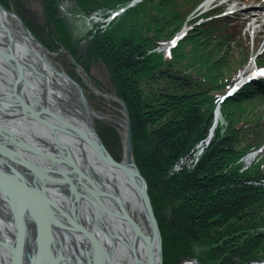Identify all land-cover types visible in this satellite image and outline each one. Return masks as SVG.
Masks as SVG:
<instances>
[{
    "label": "trees",
    "instance_id": "1",
    "mask_svg": "<svg viewBox=\"0 0 264 264\" xmlns=\"http://www.w3.org/2000/svg\"><path fill=\"white\" fill-rule=\"evenodd\" d=\"M5 1L0 0L4 5ZM130 1L76 0V5L91 14L95 9L124 7ZM159 1L136 3L117 16L108 29L92 35L82 57L72 55L87 71L90 61H102L114 94L126 105L133 158L147 183L161 232L163 264H178L185 257L196 258L201 264L263 260L264 147H259L264 136H260L264 110L257 102L264 105V81L247 83L225 98L220 104L224 125H217L198 161L190 169L183 164L179 171H172L207 137L219 96L240 74L254 67L243 70L248 60L246 51L236 57L232 54L228 60L229 50L238 47L236 39L244 40L245 20L238 15L220 16L221 9H216L198 32L191 28L178 43L167 46L200 0H171L168 5ZM57 3L49 0L51 8L45 11L59 22L61 18L54 11ZM149 4L159 7L162 18L152 20L149 14L144 19L139 17ZM59 32L61 35L51 40L69 46L72 39L68 31L63 26ZM188 43L195 46L187 49ZM73 48L79 54L80 48ZM187 51L189 59H185ZM253 64H264V58ZM98 133L119 159L111 150L120 144L115 130L102 125ZM250 151H257L256 160L244 167L238 159ZM238 215L241 232L236 236L231 225ZM210 217L217 219L220 228L208 232L205 225Z\"/></svg>",
    "mask_w": 264,
    "mask_h": 264
},
{
    "label": "bare ground",
    "instance_id": "2",
    "mask_svg": "<svg viewBox=\"0 0 264 264\" xmlns=\"http://www.w3.org/2000/svg\"><path fill=\"white\" fill-rule=\"evenodd\" d=\"M215 1L204 3L212 6ZM3 10L0 241L17 246L0 245V264H145L141 238L120 217L125 212L145 235L139 190L92 153V140L84 139L85 132L58 120L83 125L86 111L81 109L79 92L70 79L55 72L50 56L23 32L16 14ZM18 106L34 117L24 116ZM41 230L46 233L42 262L35 254Z\"/></svg>",
    "mask_w": 264,
    "mask_h": 264
},
{
    "label": "rangeland",
    "instance_id": "3",
    "mask_svg": "<svg viewBox=\"0 0 264 264\" xmlns=\"http://www.w3.org/2000/svg\"><path fill=\"white\" fill-rule=\"evenodd\" d=\"M143 1L144 0H139L138 2L131 1L130 2L131 4L129 6H131L134 3H140V2L143 3ZM163 1L164 4L167 5L171 3V0H163ZM224 1L226 0H217L216 4H224L223 3ZM204 2L205 0L198 1L195 7L198 10L193 9L187 15V18L183 22H181L180 24L181 27L179 28V30H177L176 34L173 37L181 33L182 30L184 31L185 29L190 30V28H195L196 32H198L199 30L198 27H200V25H202L204 22L210 20V18L213 15L212 13L213 10L207 13L203 12L208 7ZM230 2L233 3L234 6H232L231 8L229 7L227 10L236 9L242 15H246L247 18L249 19L247 28L250 31H253L254 36H256L255 34L257 33L256 31L257 30L261 31V27L262 25H264V0H251L249 4H243L240 0H230ZM48 4H49V0L5 1V7L10 13L16 14L17 17L16 16L15 17L17 18L20 28H22L23 32H25L23 29L24 26L30 33L27 34L30 36L31 40H33L38 47L40 46L38 45L36 39L40 43L44 41L48 45L47 46L45 43H41L43 46V50L50 56L51 62L56 65V69L59 70L60 72H63L64 74H68L67 75L68 78L73 83L71 84V86L75 87L77 91L80 92V94L83 96L82 98H84V102L82 101L81 97L78 98L81 102L80 105L81 109L84 112L87 107L88 110L91 111L89 113L90 115L89 120L92 122V125L96 129V131L99 132L100 127L102 125L104 126L110 125L115 130L119 140L118 142L120 144H115L112 147L114 148V153L120 157L122 156L121 142L125 134L124 112L122 106L116 101H113L110 98V96L121 100L128 113L126 105L122 99L118 98V96L114 94L112 86L109 82V71L102 61L100 60L96 61V59L94 61H90L89 69L87 71L74 59V56H77L78 58H80V56L82 57V53L83 51H85L84 46L89 41V39H91L92 35H94L97 31L103 32V30H106L108 29V27L111 26L110 24L114 21L113 19H115L117 16L112 18V21L109 23H107L108 20L107 17L105 16L111 11L115 9H119V7H115L114 9L108 8L105 10L95 9V11H93L90 15L88 13H83L77 7L76 0H58V3L56 4V8L54 9V11L56 10L57 15H59L61 19L59 22H57L55 21L53 15L51 16L46 12L48 11L47 9L51 8V5ZM2 5L4 4L2 3ZM158 9L159 7L157 5H153L152 8V6H150L149 4L148 7L143 8V12L139 14V17L141 19H144L146 15L149 14L148 18H151L152 20L157 19V17L162 18V16H160L157 12ZM146 11H148V13H146ZM104 12H107V14L102 17L101 14ZM112 14L113 12L111 13V15ZM25 15H28V17H26ZM58 25L61 26V28L58 29ZM63 26L65 30L68 31L67 33H69V36L72 39L70 40L69 46L68 45L64 46L63 44H61V42H56V40H51L52 36L56 35V37H58V34L61 35L60 34L61 32L59 31L62 30ZM32 36L34 38H32ZM242 37H244V40L242 42H240L239 39H236V41L238 42L237 44L238 47L236 48L232 46L233 48L229 50L228 60L231 61L230 57L232 54H234L236 57L239 53L246 51L248 53V60L246 62V65L243 66V70H245L250 65H255L253 64V60L257 61L259 57L264 58V35L262 40L261 39L258 40L259 37L257 36L252 37L253 39H251L249 36H247V33H244V36ZM176 43H178V39L173 38V40L171 39V41L168 43L169 44L168 46ZM77 46L80 48L77 49L79 54L77 53L75 48H73ZM190 46H195V44L188 43L187 49H190L189 48ZM196 55L197 56L200 55V51H198ZM258 55H262V56H258ZM89 58H93V57L90 55ZM189 58H190L189 51H187L185 59H189ZM72 59L84 69L85 74L81 73L79 70L76 69L75 65L71 62ZM234 60L235 58L232 60V62ZM233 66L234 65L232 64V67ZM203 67H204V63L201 64V68ZM236 67L237 66H234L233 68ZM224 72L225 73L223 74H226V70H224ZM98 92L106 94L107 97L105 98L103 96H100ZM82 102L85 103L86 107L84 106V104H82ZM257 104L258 106L261 107V109L264 110V105L260 101H258ZM247 107H251V106H247ZM91 113H93V115ZM128 117H129V113H128ZM218 125H224L223 117H220ZM259 127H263V126L260 125ZM130 131H131V123H130ZM263 135H264V129L260 132L261 138ZM262 141L263 142L261 143L259 148L264 147V136ZM245 158H244L245 161H241L243 158L239 159V161L247 165V167H249L251 162L254 160V158L248 161ZM185 164L187 165V168L189 169L192 168L191 167L192 164L189 163L188 160L186 161ZM179 167L180 166H177L175 168H179ZM185 258H182L178 264H189L185 262L186 261ZM197 261L198 262H196V264H201L198 259ZM262 261H264V259ZM163 263L164 261L162 258V264Z\"/></svg>",
    "mask_w": 264,
    "mask_h": 264
},
{
    "label": "water",
    "instance_id": "4",
    "mask_svg": "<svg viewBox=\"0 0 264 264\" xmlns=\"http://www.w3.org/2000/svg\"><path fill=\"white\" fill-rule=\"evenodd\" d=\"M0 8L4 9V12L10 13L6 8H4L2 6V4L0 3ZM16 16V15H14ZM17 17V16H16ZM19 19V18H18ZM20 20V19H19ZM23 29L26 33L30 34L29 31L23 26ZM32 38H34L32 36ZM36 39V38H35ZM38 45L40 46V48H43L42 44L36 39ZM0 55L2 56L3 53L0 51ZM71 62L75 65L76 69L79 70L81 73H84V69L79 66L73 59L71 60ZM15 64L19 65V67L22 68L23 73L27 75V70H25V68L23 67L22 64H20L19 60H15ZM55 72L59 75L64 76L65 78H68V76L66 74H64L63 72H60L57 69H54ZM31 73V72H30ZM85 74V73H84ZM69 79V78H68ZM98 94L100 96L103 97H107L106 94L100 93L98 92ZM79 97H83L80 92H79ZM110 98L113 101H116L117 103H119L122 108H123V112H124V124H125V134H124V138L122 140V157L120 161H116L106 150V147L104 146L103 142L101 141L99 135L97 134V132L95 131V128L92 125V122L89 120V113L91 112L90 110H88V108L86 107L84 102V98H82V104H84V106L86 107L85 111H86V116L85 119L83 120V125L80 127L74 123H70V120H62L61 118H59L58 120H60L61 122H63L64 125H66L67 127L70 128H77V131H82L85 132L84 135V139L88 142L92 140V147L90 148V150H92L94 153V155L98 156L99 159L101 160V162L106 166V167H110V168H114L115 170L120 171L121 173H123V175H125L129 182L131 183V185H133L136 189L139 190L140 192V204L141 207L144 209L145 215H146V223H145V235L140 231L138 225L134 222V220L130 217L127 216V214L125 212L122 213V215L120 217H123L125 219H127V221L129 223H131L132 229L134 230L135 234H137V237L141 238L143 244H144V253H145V264H162V240H161V235L158 229V225H157V220L155 218L153 209H152V205L149 199V195L147 192V184L145 182V179L143 178V176L141 175V173L139 172L135 161L133 159V153H132V136H131V131H130V121H129V117H128V113L125 109V106L123 104V102L119 99H116L112 96H110ZM19 107V111L22 112V114H24V116H33V114H29V112H26L23 108ZM5 110H8L7 108L4 107ZM54 115V114H53ZM52 115V116H53ZM16 118V117H15ZM69 149V147H68ZM94 177L96 179H98L100 182L101 180L96 176V174H93ZM7 182V179L6 181ZM120 208V205H119ZM46 235V233L44 234L41 230V232H37V237H41L39 245H36V249H35V254L36 257L38 258V261L41 260V262L44 260L45 257V251H46V241L44 240L43 236ZM0 245L1 246H5V247H16L17 243L15 242L14 244H7L6 242L3 241V239L0 241ZM138 260V259H135ZM15 262V261H14Z\"/></svg>",
    "mask_w": 264,
    "mask_h": 264
},
{
    "label": "flooded vegetation",
    "instance_id": "5",
    "mask_svg": "<svg viewBox=\"0 0 264 264\" xmlns=\"http://www.w3.org/2000/svg\"><path fill=\"white\" fill-rule=\"evenodd\" d=\"M240 218H241V215H238L237 218H236V220L233 221V222H235V225H233V224L231 225V229L232 230H234V229L236 230V236H239L240 235V232H241V230H240V228H241ZM217 224H218L217 223V219H214V218H211V217L210 218H207L206 219V225H205L206 229L205 230L208 231V232H210V231L215 230L216 228H220V227H217L216 226Z\"/></svg>",
    "mask_w": 264,
    "mask_h": 264
},
{
    "label": "snow or ice",
    "instance_id": "6",
    "mask_svg": "<svg viewBox=\"0 0 264 264\" xmlns=\"http://www.w3.org/2000/svg\"><path fill=\"white\" fill-rule=\"evenodd\" d=\"M260 75H264V71H261Z\"/></svg>",
    "mask_w": 264,
    "mask_h": 264
}]
</instances>
